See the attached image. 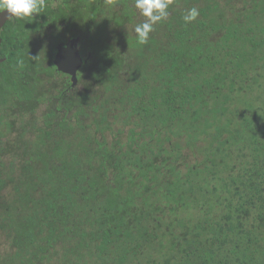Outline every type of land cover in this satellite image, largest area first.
I'll return each mask as SVG.
<instances>
[{
  "label": "trees",
  "instance_id": "16d2710c",
  "mask_svg": "<svg viewBox=\"0 0 264 264\" xmlns=\"http://www.w3.org/2000/svg\"><path fill=\"white\" fill-rule=\"evenodd\" d=\"M111 9L45 0L1 31L0 110L38 100L63 124L18 117L12 160L0 112V264H264V0H173L143 45L146 18L126 27ZM35 31L40 61L8 48ZM73 36L89 59L76 101L65 78L57 90L66 119L10 70L55 75L57 40Z\"/></svg>",
  "mask_w": 264,
  "mask_h": 264
},
{
  "label": "flooded vegetation",
  "instance_id": "af4514ba",
  "mask_svg": "<svg viewBox=\"0 0 264 264\" xmlns=\"http://www.w3.org/2000/svg\"><path fill=\"white\" fill-rule=\"evenodd\" d=\"M53 1V0H52ZM125 2V5H128V8L131 7L132 11L129 10L128 8H124V3L121 0H107V6H110L112 9V19H115L116 21H118V19H123L122 21L124 22V25L127 27L128 26V22L130 23V25H132V27L135 25V23H137L138 21V17H139V11L135 8L134 6V0H123ZM128 11V15L125 13ZM10 20L13 21H18L21 22L18 19H15L14 17H10L8 18L4 24L0 27V35H1V31L3 30V27L5 26V24L7 22H9ZM23 21H25L24 19H22ZM26 28H29V26H26ZM29 30V29H28ZM26 32L24 33V35L22 37H25L27 35V30H25ZM20 33V32H19ZM36 34H38L39 36H31L30 33L28 32V39H22L20 40L22 37H19L20 35L16 36L11 42L9 41V43L7 44L8 48L13 51L14 53L16 52V50L21 51L20 56L23 57V59L26 60H30L31 59V53H32V48L34 49V53L36 52L39 57H37V61H40V59L43 57V51L45 50H40L41 47V43H45L44 41H42V38L40 39H35L36 37H43L40 36V33H37L35 31ZM34 34V35H36ZM44 38V37H43ZM19 39V40H17ZM73 40V45L76 47L82 62L81 65H79L75 71V79L72 78L71 74L63 72L61 70H59L57 68V66L54 64V57L55 54L57 52V50L60 47L65 46L69 41ZM79 38L77 36H73L70 37L69 39H67L65 42L63 41H59V39L57 40V45H56V50L53 54V58H52V63L55 66L56 72L55 75H51V73H47L46 75L43 73V71L39 68V67H35L34 68V72L32 73V65L31 63L26 65V67L24 66L25 64L22 63L23 69L19 72H15L11 66H9V68L11 67L12 70H10L12 72V74H16V75H20V77H18V82H22V83H26V88L30 89L31 87H33L32 83L34 82V84L36 83V92L39 93V95L44 94V96L46 97V100L49 101L50 103H52V101H55V106L53 107L55 109L56 114L59 115V117L64 118L67 117L66 119H69L70 116H73L74 110H68L65 111V109H61L63 105V99H61L58 96H63L64 92H59L57 91L58 89L62 88V84L64 82V78L69 81V88H70V96L69 98L71 99V101H76V99L74 98V90L75 88L79 87V83H80V71L83 70L85 68V65L88 63V59H89V54H87L86 56H84L83 54L80 53L79 47L77 46V42H78ZM1 41V38H0ZM7 55L5 56H1L0 57V65L2 64V62L6 59ZM31 62V61H30ZM43 67H47L48 61H44ZM2 70V67L0 66V72ZM32 82V83H31ZM32 85V86H31ZM61 99V100H60ZM11 102H13L12 98L10 99ZM31 99H29L28 102H30ZM38 102V110L36 112H28V111H24L21 110L17 111L15 107H13L12 111L9 112H5L0 110V112L2 114L8 115L10 117V123L11 124V131L13 136H12V144L7 141L6 137L1 138L3 141V144L5 145V147L7 148V150H9L8 152V157L9 159L13 160V157L15 155V150L18 148H23L24 147V143L23 145H21L20 140L15 141V131L14 128L16 126H20L18 117H24L27 118L28 120L24 122L29 124V123H35L36 125H38L36 128H44L46 130H50V133L53 134V132L59 133L60 132V123L63 124L62 122H60V119L58 120L55 117H50L49 122L50 123H44V103L43 102H39L38 100H35ZM76 112V111H75ZM75 118V117H74ZM74 118H72L71 120H73ZM91 118V117H90ZM48 119V118H47ZM70 120V121H71ZM13 125V126H12ZM13 128V129H12ZM21 128V127H20ZM22 129V128H21ZM3 132H5V129H1ZM0 130V132H1ZM23 130V129H22ZM4 140H6V142H4ZM6 158V156H5Z\"/></svg>",
  "mask_w": 264,
  "mask_h": 264
},
{
  "label": "clouds",
  "instance_id": "9594fccd",
  "mask_svg": "<svg viewBox=\"0 0 264 264\" xmlns=\"http://www.w3.org/2000/svg\"><path fill=\"white\" fill-rule=\"evenodd\" d=\"M172 3L173 0H134L135 8L146 18L134 28L139 44H147L153 26L168 17V9ZM44 8L45 0H0V12L7 10L9 18L18 20L34 17V14L41 13ZM198 16L199 10L193 7L186 11L183 20L190 23Z\"/></svg>",
  "mask_w": 264,
  "mask_h": 264
},
{
  "label": "water",
  "instance_id": "95a60500",
  "mask_svg": "<svg viewBox=\"0 0 264 264\" xmlns=\"http://www.w3.org/2000/svg\"><path fill=\"white\" fill-rule=\"evenodd\" d=\"M9 18L7 10L0 12V27ZM82 59L73 45V40L69 41L65 46L60 47L54 57V64L63 72L71 74L75 79V71L81 65Z\"/></svg>",
  "mask_w": 264,
  "mask_h": 264
}]
</instances>
